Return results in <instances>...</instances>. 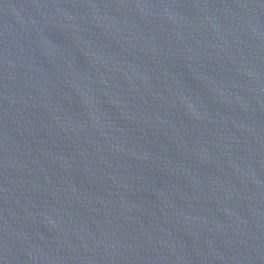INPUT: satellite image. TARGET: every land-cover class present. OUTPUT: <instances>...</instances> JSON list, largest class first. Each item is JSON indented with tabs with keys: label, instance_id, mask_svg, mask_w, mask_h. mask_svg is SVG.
<instances>
[{
	"label": "water",
	"instance_id": "1",
	"mask_svg": "<svg viewBox=\"0 0 264 264\" xmlns=\"http://www.w3.org/2000/svg\"><path fill=\"white\" fill-rule=\"evenodd\" d=\"M0 264H264V0H0Z\"/></svg>",
	"mask_w": 264,
	"mask_h": 264
}]
</instances>
